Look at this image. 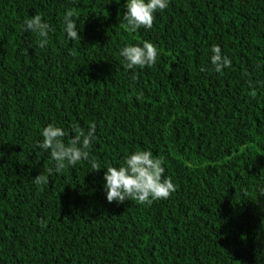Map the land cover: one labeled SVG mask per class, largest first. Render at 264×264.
Listing matches in <instances>:
<instances>
[{
	"label": "trees",
	"instance_id": "trees-1",
	"mask_svg": "<svg viewBox=\"0 0 264 264\" xmlns=\"http://www.w3.org/2000/svg\"><path fill=\"white\" fill-rule=\"evenodd\" d=\"M126 3L0 0V264H264V0H169L136 32L120 26ZM36 14L54 29L43 49L24 30ZM146 40L156 64L126 69L120 49ZM50 123L66 144L95 123L101 169L81 160L36 185L55 168L37 146ZM138 150L177 190L109 203L106 167Z\"/></svg>",
	"mask_w": 264,
	"mask_h": 264
},
{
	"label": "clouds",
	"instance_id": "clouds-1",
	"mask_svg": "<svg viewBox=\"0 0 264 264\" xmlns=\"http://www.w3.org/2000/svg\"><path fill=\"white\" fill-rule=\"evenodd\" d=\"M119 3V0H116ZM169 0H127L126 12L123 14L120 26L129 32H136L141 28L152 29L157 12L167 9ZM75 17V19H74ZM79 13L76 8H70L63 16L64 32L70 40L80 39L76 20ZM24 30L35 33L38 37V46L45 48L49 43V31L51 26L45 22L40 14H36L24 21ZM28 54V48L25 50ZM211 64L214 70L223 73L225 68L231 67V60L222 55L219 45L211 48ZM120 55L125 59V68L128 70L139 67H152L156 64L159 51L152 42L144 41L143 45L129 44L120 49ZM200 71H208L201 66ZM135 79V77H133ZM75 135L64 142L66 135L63 128L55 124H48L41 131L42 141L37 145L45 152H50L51 160L55 162V168H48L47 174L33 178L36 185H47L49 176L61 173L69 166L74 167L79 161L91 162L92 171L101 169L96 159L90 157V149L96 139V125L92 123L86 132L79 125H74ZM164 160L154 157L150 150H138L125 158L124 164L119 167L107 166L104 179L106 198L109 203H123L125 200L135 201L140 205L151 206L155 201L170 198L177 189L171 177H165ZM42 227H47V222H41Z\"/></svg>",
	"mask_w": 264,
	"mask_h": 264
}]
</instances>
